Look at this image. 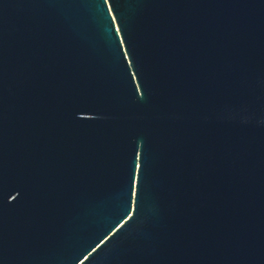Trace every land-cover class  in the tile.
I'll return each instance as SVG.
<instances>
[{
    "label": "water",
    "instance_id": "1",
    "mask_svg": "<svg viewBox=\"0 0 264 264\" xmlns=\"http://www.w3.org/2000/svg\"><path fill=\"white\" fill-rule=\"evenodd\" d=\"M0 264H264V0H0Z\"/></svg>",
    "mask_w": 264,
    "mask_h": 264
}]
</instances>
